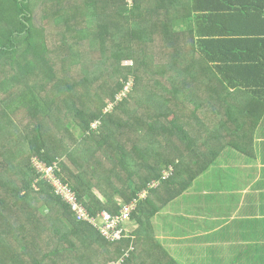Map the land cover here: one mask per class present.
<instances>
[{"label": "trees", "instance_id": "obj_1", "mask_svg": "<svg viewBox=\"0 0 264 264\" xmlns=\"http://www.w3.org/2000/svg\"><path fill=\"white\" fill-rule=\"evenodd\" d=\"M250 11L264 15L261 6L231 0H0V264H97V255L112 263L125 253L121 264H133L137 241H109L76 219L53 185L36 181L30 159L57 162L56 174L92 217L116 214L172 164L130 215L147 240L146 222L156 213L145 205L149 195L177 196L212 160L199 158L198 142L237 122L229 108L224 118L200 113L214 98L199 97L217 93L219 104L220 84L253 94L264 86L263 51L236 53L264 48V40L230 27ZM37 12L61 29V47H76L53 55ZM156 38L160 54L149 51ZM55 61L66 75L75 65L81 74L59 78ZM12 118L26 125L11 139Z\"/></svg>", "mask_w": 264, "mask_h": 264}, {"label": "crops", "instance_id": "obj_2", "mask_svg": "<svg viewBox=\"0 0 264 264\" xmlns=\"http://www.w3.org/2000/svg\"><path fill=\"white\" fill-rule=\"evenodd\" d=\"M231 2L264 11V0ZM250 12L237 14L230 27L264 40V15ZM261 51L256 47L236 53L256 56ZM261 65L264 71V61ZM218 90L219 104L217 93L202 97L214 100L213 107L203 105L200 113L224 118L229 108L237 122L215 126L221 137L214 133L208 144L198 142L199 158L212 160L177 196L167 199L162 189L149 195L145 205L156 213L146 222L148 239L137 235L134 219L129 233L137 241L133 264H172L170 259L173 264H264V86L254 94L222 84Z\"/></svg>", "mask_w": 264, "mask_h": 264}, {"label": "built area", "instance_id": "obj_3", "mask_svg": "<svg viewBox=\"0 0 264 264\" xmlns=\"http://www.w3.org/2000/svg\"><path fill=\"white\" fill-rule=\"evenodd\" d=\"M131 2L132 0H127L128 5L131 4ZM127 88L128 86L126 89ZM110 107L111 105H108V108ZM96 124L97 122H94L92 126L95 127ZM31 162L38 174L36 181L40 179L53 185L56 193L68 204L75 218L93 224L102 236L109 241H117L121 239L122 235H126L124 223L130 219V215L135 210L138 200L144 198L149 189L157 187L162 180L167 179L173 172L171 166L163 169L159 178L148 181L145 187L132 199L122 204L116 214H109L108 212L102 211L98 213L96 217H92L86 211L84 205L77 200L75 193L64 183L63 179L56 174V170H59L57 162L46 164L37 157H32ZM123 261L124 257L110 264H121Z\"/></svg>", "mask_w": 264, "mask_h": 264}, {"label": "rangeland", "instance_id": "obj_4", "mask_svg": "<svg viewBox=\"0 0 264 264\" xmlns=\"http://www.w3.org/2000/svg\"><path fill=\"white\" fill-rule=\"evenodd\" d=\"M82 17V15L80 14V18ZM34 22H35V24L36 25H39V26H42V27H44L45 28V35H46V37H47V41H48V43H49V47H51L50 49H51V51H52V53H53V55H60V54H67L68 53V48L70 49L72 46V49L73 48H75L76 47V45H74V43H71L70 45H68V47H61L60 46V41H59V37H58V35L56 34L57 32H59L61 29L60 28H56V27H54V26H52L51 25V23L49 22V21H42V20H40L39 19V12H37V14H36V16L34 17ZM73 24H75V23H73ZM77 26L79 27L80 26V24L79 23H77ZM70 46V47H69ZM150 46H152V47H150V49H149V51L151 52V53H159V50L161 49L160 47H162V45H159V39L158 38H156V39H154V42L150 45ZM83 49H86V51H88V48H86V47H83ZM86 53V52H85ZM161 53V52H160ZM159 53V54H160ZM88 54H90V53H88ZM156 56H158V55H156ZM55 63H56V65L54 66V70H56V73L58 74L57 75V77H59V78H68L67 76H70V77H72L73 79H77V77L81 74V72H79L78 73V71H79V69L78 68H76L77 66L75 65L74 66V68H72V70L66 75L65 74V72H64V70H62V66H61V64H59V63H57L56 61H55ZM132 63V61L131 60H125V61H122V65H130ZM64 68V67H63ZM74 69V70H73ZM68 79H70L71 80V78H68ZM39 81H42L41 80V78H39L38 79ZM38 80H35L34 82H36V81H38ZM129 81H132V79L130 78V80ZM32 82V81H31ZM71 82H73L72 80H71ZM131 83L129 84V86H128V88H130L131 86ZM22 87V85L20 84L19 85V87L18 88H21ZM41 95H43V93H40ZM117 97H120V95H118ZM199 98H201L202 99V97L200 96ZM65 111H66V109H65ZM108 111H110V108H108ZM66 114H67V111H66ZM21 122H24L23 120L22 121H20V122H18L17 121V119H13L12 118V124H11V131H10V135L8 136V137H10L11 139L13 138V135H18V133H14L15 132V130H17L18 128H22L23 126H25L26 125V122H24L23 124H22V126H20L21 125ZM52 126H54L53 125V123L51 124ZM55 127V126H54ZM70 129V132L72 133V134H74V137L75 136H77L78 134H79V130H74L73 128H69ZM21 140V139H20ZM52 142H54V141H52ZM20 147H22V149H23V147L25 148L26 147V143L24 142V141H22L21 142V144H20ZM26 149V148H25ZM26 154H27V150H25V156H26ZM25 156H23V158L25 157ZM22 158V159H23ZM3 159V157L0 155V161ZM21 159V163H22V161L24 162V159L22 160ZM32 159V158H31ZM31 159H30V163H32L31 162ZM2 194V196H4V194L3 193H1ZM130 220V221H129ZM128 221H126L125 223H124V226L126 227V229H125V233H126V235H129V233H130V229H131V227L133 226V224H135L134 222H133V220H131V219H129ZM128 228V229H127ZM131 239L133 240L134 239V237L132 236V234H131ZM76 253V252H75ZM5 255H7V260H9V254L8 253H4ZM126 256H128V253H125V254H123V255H121L120 257H119V259L120 258H122V257H126ZM109 258H107V257H105V255L104 256H99V255H97V258H94V261H96V263L97 264H110V262L112 261V260H110ZM118 260V259H117ZM50 264H52V263H50ZM71 264H80V262L78 261V260H75L74 261V263H71Z\"/></svg>", "mask_w": 264, "mask_h": 264}, {"label": "clouds", "instance_id": "obj_5", "mask_svg": "<svg viewBox=\"0 0 264 264\" xmlns=\"http://www.w3.org/2000/svg\"><path fill=\"white\" fill-rule=\"evenodd\" d=\"M162 172V171H161ZM154 179V178H153Z\"/></svg>", "mask_w": 264, "mask_h": 264}]
</instances>
